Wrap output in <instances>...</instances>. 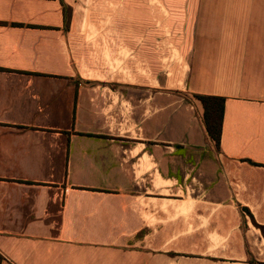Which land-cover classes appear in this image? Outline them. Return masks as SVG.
<instances>
[{
    "label": "crops",
    "instance_id": "1",
    "mask_svg": "<svg viewBox=\"0 0 264 264\" xmlns=\"http://www.w3.org/2000/svg\"><path fill=\"white\" fill-rule=\"evenodd\" d=\"M158 9L0 0V264H264V0Z\"/></svg>",
    "mask_w": 264,
    "mask_h": 264
},
{
    "label": "rangeland",
    "instance_id": "2",
    "mask_svg": "<svg viewBox=\"0 0 264 264\" xmlns=\"http://www.w3.org/2000/svg\"><path fill=\"white\" fill-rule=\"evenodd\" d=\"M74 2L78 11V21H87L89 26L97 22H109L111 20L119 22H127L129 20V10L136 9V20L138 33L140 26H149L154 29L161 27L160 21L163 20L165 24L164 32L171 37L173 32H177L178 14L176 13H162L159 11L161 6L179 5L185 3H192V0H70ZM147 6V7H146ZM164 10V8L162 9ZM147 22V23H146ZM152 22V24H151ZM173 23V25L171 24ZM169 24V25H168ZM125 28L122 27V31ZM88 31L97 33L103 31L102 28H89Z\"/></svg>",
    "mask_w": 264,
    "mask_h": 264
},
{
    "label": "trees",
    "instance_id": "3",
    "mask_svg": "<svg viewBox=\"0 0 264 264\" xmlns=\"http://www.w3.org/2000/svg\"><path fill=\"white\" fill-rule=\"evenodd\" d=\"M188 97L190 100L194 99L202 104L204 109L203 120L206 131L210 140L215 144L216 149L218 150L220 148V140L223 128L225 98L199 94H194ZM256 226L261 230L264 236V226L259 224H256ZM1 261L2 256L0 254V263Z\"/></svg>",
    "mask_w": 264,
    "mask_h": 264
}]
</instances>
